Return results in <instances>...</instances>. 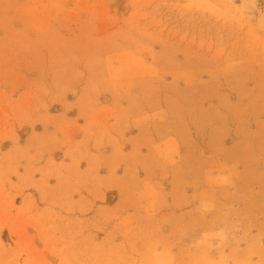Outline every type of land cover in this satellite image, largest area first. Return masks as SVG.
Masks as SVG:
<instances>
[{"label":"rangeland","instance_id":"obj_1","mask_svg":"<svg viewBox=\"0 0 264 264\" xmlns=\"http://www.w3.org/2000/svg\"><path fill=\"white\" fill-rule=\"evenodd\" d=\"M0 264H264V0H0Z\"/></svg>","mask_w":264,"mask_h":264},{"label":"bare ground","instance_id":"obj_2","mask_svg":"<svg viewBox=\"0 0 264 264\" xmlns=\"http://www.w3.org/2000/svg\"><path fill=\"white\" fill-rule=\"evenodd\" d=\"M0 229H1V227H0Z\"/></svg>","mask_w":264,"mask_h":264}]
</instances>
